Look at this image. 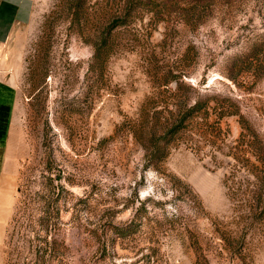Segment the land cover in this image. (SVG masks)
Returning a JSON list of instances; mask_svg holds the SVG:
<instances>
[{"label": "rangeland", "instance_id": "1", "mask_svg": "<svg viewBox=\"0 0 264 264\" xmlns=\"http://www.w3.org/2000/svg\"><path fill=\"white\" fill-rule=\"evenodd\" d=\"M58 2L0 0V264H264V167L229 115L264 148V0H145L101 68L94 8Z\"/></svg>", "mask_w": 264, "mask_h": 264}, {"label": "trees", "instance_id": "2", "mask_svg": "<svg viewBox=\"0 0 264 264\" xmlns=\"http://www.w3.org/2000/svg\"><path fill=\"white\" fill-rule=\"evenodd\" d=\"M91 0H59L57 3V9L60 11L59 13L63 14H72L74 16V20L78 22L80 25L82 22V14L85 11V8L90 6L94 8L92 10V15L95 20L99 22V49L96 51V57H99V66L100 68L104 66L105 61L110 58V55L114 51L115 48V39L117 37V31L124 26H128L130 23H133L140 13V8H143L145 5V0H99L98 2L91 3ZM58 13V12H57ZM197 14V13H195ZM260 46H256L255 50L259 53ZM255 52L251 57H256L257 62L255 63L254 72L255 76L261 78L264 74V55H259ZM262 56V57H260ZM240 61V60H239ZM244 63V61H241ZM178 86L175 89L174 94L179 96V93L182 89L183 82L180 81L181 78L176 77ZM234 82L235 77H231ZM181 99V98H180ZM226 101V99L224 100ZM222 110H226L225 107H221ZM229 108H235V111L229 113L231 116L239 115L240 116V124L244 130H248L249 133L254 137L253 143L251 145L252 155H249V159L254 157L257 163H259L262 167H264V148L263 145L257 135L256 130L253 126L250 125V122L243 116L240 115V108L235 104H231ZM169 109L171 110V114L174 111H182L184 114H188L190 118H194L196 115L206 113L208 116L210 115L209 110V100H206V103L197 101L194 105L190 106L188 100L179 101L177 105H170ZM228 115V116H229ZM200 116V115H199ZM226 116V115H224ZM205 122H208V119L203 118ZM178 121V120H177ZM176 121V122H177ZM185 119H181L179 122H171L166 117V124L163 129L162 139L166 143H170L171 137H175L180 132H182V125ZM7 122L8 117H3L0 114V148L4 144V137L7 131ZM163 125V124H162ZM171 129V130H170ZM170 130V131H169ZM244 135V134H243ZM171 136V137H170ZM142 139V137H139ZM155 153L159 156V149L155 147ZM154 156V155H153ZM152 162V161H151ZM259 166V165H257Z\"/></svg>", "mask_w": 264, "mask_h": 264}, {"label": "crops", "instance_id": "3", "mask_svg": "<svg viewBox=\"0 0 264 264\" xmlns=\"http://www.w3.org/2000/svg\"><path fill=\"white\" fill-rule=\"evenodd\" d=\"M15 173L16 171L9 164L8 157L6 158L5 156L4 163L0 168V219L3 221L7 220L11 215V195L15 185Z\"/></svg>", "mask_w": 264, "mask_h": 264}]
</instances>
